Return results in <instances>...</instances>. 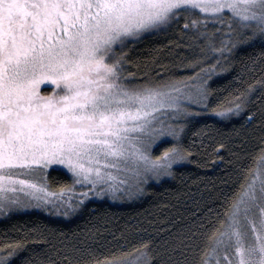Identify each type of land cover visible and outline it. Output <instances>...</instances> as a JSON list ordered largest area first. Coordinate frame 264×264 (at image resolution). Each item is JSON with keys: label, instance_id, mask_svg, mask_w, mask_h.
Wrapping results in <instances>:
<instances>
[{"label": "snow or ice", "instance_id": "obj_1", "mask_svg": "<svg viewBox=\"0 0 264 264\" xmlns=\"http://www.w3.org/2000/svg\"><path fill=\"white\" fill-rule=\"evenodd\" d=\"M170 35L188 41L150 51L175 57L172 69L126 72L137 44ZM257 63L264 0H0V216L68 217L92 197L141 198L191 162L184 134L205 113L243 114L261 127L242 157L232 154L233 178L215 207L164 221L163 256L151 241L98 253V230L68 237L48 228L41 251L26 238L0 244V264H264V75L241 79ZM223 74L241 87L221 98L211 81ZM57 168L71 183L52 189L48 172Z\"/></svg>", "mask_w": 264, "mask_h": 264}, {"label": "trees", "instance_id": "obj_2", "mask_svg": "<svg viewBox=\"0 0 264 264\" xmlns=\"http://www.w3.org/2000/svg\"><path fill=\"white\" fill-rule=\"evenodd\" d=\"M169 40L182 47L188 41V37L170 35L167 38H150L137 44L129 53L131 64L126 72L139 77L145 73L155 75L172 69L175 57L163 52L157 58L150 51L154 47L167 45ZM259 50L257 46L256 52ZM248 53L255 54L252 49H248ZM153 60L154 63L151 62ZM262 68L264 65L260 63L254 67L250 66V70L246 71L241 79L248 83L259 80L264 75ZM175 74L191 75L185 71ZM211 83L221 98L233 89L241 87L233 76L226 74L213 77ZM253 99L255 100V97ZM256 103L259 104V101ZM260 134V122L254 120L248 123L243 114L227 121H220L209 113L192 118L187 124L183 142L185 146H193L189 149L193 155L191 162H186L176 169L175 178L167 177L160 182H152L144 196L129 202H90L85 204L81 211L66 219L53 217L41 211L10 214L0 220V244L26 238L30 247L41 251L46 247L42 241L47 238L48 228H56L66 233L68 237H72L73 233L80 234L87 229H93L98 230V235L94 237L96 241L94 247L98 253L108 254L110 250L123 245L127 247L122 250H130L142 242L151 241L153 254L163 256V242L168 236L161 229L169 227L164 221L177 210L190 220L192 214L205 210L206 206L215 207L211 201L222 182L233 178L231 173L235 165L230 162L234 161L235 157L232 154L242 157L244 150L251 148L255 138ZM220 144H224L225 148L219 149ZM167 146L162 144L160 149ZM218 157H222L223 160H219ZM48 180L52 189L70 183V177L58 169H51L48 172ZM174 204L177 207H172ZM78 238L83 239V236Z\"/></svg>", "mask_w": 264, "mask_h": 264}, {"label": "rangeland", "instance_id": "obj_3", "mask_svg": "<svg viewBox=\"0 0 264 264\" xmlns=\"http://www.w3.org/2000/svg\"><path fill=\"white\" fill-rule=\"evenodd\" d=\"M43 90L52 91V88H51V86H49V87H47L46 89H43ZM197 111H201V109H197ZM57 169L63 171L64 173H66V171L63 170V169H59V168H57ZM67 175L70 177V174H67ZM70 183H71V177H70ZM77 191H81V190L77 189ZM132 200H135V199H132ZM132 200H113V199H111V198H109L107 196H105V197H92L89 200H87L85 204H88L90 202H95V201H108L110 203H123V202H129V201H132ZM31 211H39V212L41 211V212H44L45 214H48L50 216L57 217V218H63V219L69 218L71 216V215H69L68 217H65V216H61V215H51V214H49L48 212H46V211H44L42 209H29V210H26V211L16 212V213H12V214L31 212ZM6 217L7 216H0V220L3 219V218H6Z\"/></svg>", "mask_w": 264, "mask_h": 264}]
</instances>
